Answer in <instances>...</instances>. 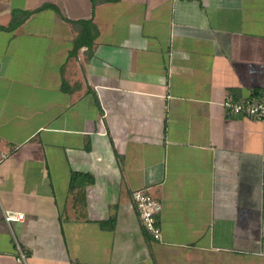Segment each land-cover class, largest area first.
Listing matches in <instances>:
<instances>
[{"label": "crops", "instance_id": "0c3cea01", "mask_svg": "<svg viewBox=\"0 0 264 264\" xmlns=\"http://www.w3.org/2000/svg\"><path fill=\"white\" fill-rule=\"evenodd\" d=\"M250 99L264 0H0V264H264Z\"/></svg>", "mask_w": 264, "mask_h": 264}, {"label": "built area", "instance_id": "2783aa9c", "mask_svg": "<svg viewBox=\"0 0 264 264\" xmlns=\"http://www.w3.org/2000/svg\"><path fill=\"white\" fill-rule=\"evenodd\" d=\"M225 106L232 114L246 113L259 119H264V100L256 102L250 99L242 103H234L230 100L225 102ZM134 202L139 214L142 226L154 239L161 240L162 232L157 216L163 210V203L156 198L148 189L138 190L134 193ZM24 214H5L8 223L15 220H22ZM19 257L27 264V256L24 250L19 248Z\"/></svg>", "mask_w": 264, "mask_h": 264}, {"label": "trees", "instance_id": "16d2710c", "mask_svg": "<svg viewBox=\"0 0 264 264\" xmlns=\"http://www.w3.org/2000/svg\"><path fill=\"white\" fill-rule=\"evenodd\" d=\"M92 32H93V28H92V30H91L90 27H85V28L82 29V31H80V34H79V36H78V44H77V46H76L77 49H79L81 46H83V42H84V40H85L86 37H87L88 35H90ZM93 34H94V37H93V38H95V37L97 36V34H98L96 28H95ZM93 38H92V39H93ZM85 179H87V178L85 177ZM90 179H91V181L93 180V178H90ZM145 231H146V230H145Z\"/></svg>", "mask_w": 264, "mask_h": 264}]
</instances>
